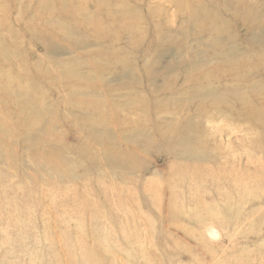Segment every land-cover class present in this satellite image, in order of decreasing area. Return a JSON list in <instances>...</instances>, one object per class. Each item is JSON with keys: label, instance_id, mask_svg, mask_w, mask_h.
I'll use <instances>...</instances> for the list:
<instances>
[{"label": "rangeland", "instance_id": "374dc122", "mask_svg": "<svg viewBox=\"0 0 264 264\" xmlns=\"http://www.w3.org/2000/svg\"><path fill=\"white\" fill-rule=\"evenodd\" d=\"M0 264H264V0H0Z\"/></svg>", "mask_w": 264, "mask_h": 264}]
</instances>
